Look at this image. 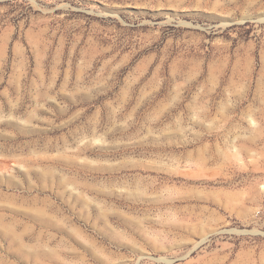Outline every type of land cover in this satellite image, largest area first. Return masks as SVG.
I'll return each mask as SVG.
<instances>
[{"label":"rangeland","instance_id":"1","mask_svg":"<svg viewBox=\"0 0 264 264\" xmlns=\"http://www.w3.org/2000/svg\"><path fill=\"white\" fill-rule=\"evenodd\" d=\"M0 264H264V0H0Z\"/></svg>","mask_w":264,"mask_h":264}]
</instances>
